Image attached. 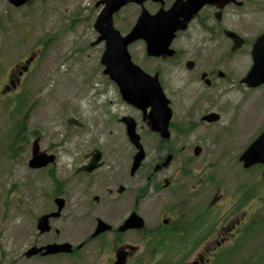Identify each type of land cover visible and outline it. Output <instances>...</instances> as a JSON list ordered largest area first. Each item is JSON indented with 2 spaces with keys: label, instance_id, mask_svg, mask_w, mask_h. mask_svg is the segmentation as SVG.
Masks as SVG:
<instances>
[{
  "label": "rangeland",
  "instance_id": "obj_1",
  "mask_svg": "<svg viewBox=\"0 0 264 264\" xmlns=\"http://www.w3.org/2000/svg\"><path fill=\"white\" fill-rule=\"evenodd\" d=\"M97 1L31 0L13 7L0 0V264H73L67 257L55 262L24 261L20 254L37 242H81L91 234L96 217L106 218L117 209L114 204L108 209L92 204V194L101 196L98 191H116L119 185L135 191V196L145 191L139 204L148 219L176 204L210 205L216 196V231L243 217L232 238L218 249L227 252L226 264H249L260 255L264 262L262 166L244 169L238 160L264 128V85L248 88L240 83L251 66L250 46L229 57L222 36L207 42L199 59L206 69L215 70L211 86L195 70L188 71L183 64L147 61L141 46L133 47L132 61L148 74L161 72L159 81L170 101L171 122L195 125L180 136L171 130L169 142L162 145L150 130L148 118L126 103L117 85L103 73L104 44H95L93 29ZM260 9L257 12L255 4L237 22L247 39L264 31V2ZM128 24L125 7L118 14L116 28L125 32ZM29 57L33 61L20 76V84L5 89L9 75L21 70ZM18 98L28 115L21 140L14 141L11 127L20 116L14 111ZM203 112L217 113L220 118L204 123L200 120ZM124 116L136 122L145 151L142 166L133 176L129 171L136 149L126 135ZM69 118L78 123L68 125ZM36 138L40 150L55 159L32 169L28 160ZM11 142H15L12 151ZM195 145L201 148L198 157L193 155ZM164 146L172 147L177 156L156 174V180H150L155 159L167 153ZM95 149L101 153V165L90 173H76ZM186 151L192 158L184 161ZM163 178L173 179L170 188L156 187L163 184ZM55 191L66 201L60 217L51 220L52 229L59 233L38 235L36 219L54 208ZM127 202L124 195L119 203Z\"/></svg>",
  "mask_w": 264,
  "mask_h": 264
},
{
  "label": "flooded vegetation",
  "instance_id": "obj_2",
  "mask_svg": "<svg viewBox=\"0 0 264 264\" xmlns=\"http://www.w3.org/2000/svg\"><path fill=\"white\" fill-rule=\"evenodd\" d=\"M99 1L102 0H98L95 3L97 14L94 17L93 22V29L97 33V37L100 34L94 28V23L100 10L103 7L102 3L97 5ZM263 2L264 0H127V3L124 6H122L117 12L112 14L111 20L113 27L119 31V29L116 28V19L119 12L125 7H128V29L125 32L119 31L121 35H126L135 27L143 10H145L149 15H154L160 10L166 13L173 10V12L170 13L173 19L170 25L172 24V26L175 27V30L168 46V49H170L172 53L149 55L147 53V44L145 40L141 38L131 42L128 45L127 49L130 55V59L132 61L131 56L133 47L139 45L141 46L143 53L145 54L144 58L147 61H154L159 64L171 65H175L177 63V66L183 64L188 71L195 70L198 78L207 86H211L214 81L215 70L206 69L207 66L205 67V62L203 61V59H199L201 50L203 51L208 47L207 42L213 43L214 38L217 37V35L219 37L222 36L227 45L229 57L230 55L240 51L242 48L250 46L249 54L252 66V45L256 38L263 34L264 31L255 34L252 39H247L246 37L242 36V33L240 32V24L237 22H241L240 17L246 15L247 10H252V7L255 4L258 5L259 11L257 12H262L260 7H263ZM226 32L233 33L234 35H236V37H238V39L241 40L240 46L235 48V50H233V46L235 44L234 39L228 36ZM96 40L95 44L103 43L105 48V43L103 41L96 42ZM196 45L198 46V48H196ZM201 47L203 49H201ZM130 48L131 52L129 50ZM28 59L24 61V65L20 66L21 70L17 71L16 74L12 73L9 75V84L5 85V87H9L10 89L12 87L11 82L14 84V87H17L20 84V76L23 74V72H26L28 70L29 64L33 61V57L29 64L26 63ZM132 62L138 65L134 61ZM188 63L191 64L190 67L187 66ZM23 67H26L27 69L23 70ZM160 73L161 72L157 70L150 75H157L159 81ZM217 74L219 77L223 76V73L221 71H218ZM208 113L213 112H203L200 116V120L207 124L213 123L202 120V117ZM143 117H147V114L145 116L143 115ZM186 122L187 123L183 125L173 124L170 120L168 127L170 136L167 139L161 138L158 133L152 131L151 129L150 130L158 135L159 141H161V144L164 145L167 144L171 138V130H174V133L177 136L193 130V128L195 127L194 123L192 124V121ZM163 148L167 153L165 155L160 154L155 159V162L151 168L152 171L149 173L150 180H156V174L168 167L171 161L177 156V153L173 151L172 147L164 146ZM182 151H184V149H182ZM167 155H171L170 162L166 166H162L156 169L157 165H161L164 162ZM190 158L192 157H190L188 151L184 152V156L182 157V159L184 161H187ZM142 162L138 169L141 168ZM82 173L90 172L83 171ZM172 184L173 179L163 178V184L157 183L156 187L161 186L163 189H168ZM120 186H122L123 189L121 191H118ZM98 192H102V195L99 196L97 194H92V204H102V206L106 209L114 204L115 206H117V209L111 211V213L108 214L106 218L96 217L94 225L92 226L93 230L89 236L85 237V239L75 245L70 242L55 241L34 243L30 246H27L21 252V260H47L48 262H55L54 259L67 257V259L72 260L73 264H226L228 256L227 252L225 250L219 251L218 249L222 246V244L232 238V236L235 234L234 231H236V226L240 225L241 219H243V217H239L235 220L236 224L231 221L228 227L224 228L222 231H216L214 226L215 214L213 211V204L217 198L216 196L214 197L210 205L208 204L206 206H200L196 204L189 205L185 203L176 204L170 206L168 209L158 210L153 219H148L144 214V210H141L142 206L139 204V198L144 195L145 191L140 195L135 196V191H125V187L123 185H119L116 191H112V189H109L108 191ZM59 193V191H55L53 194L54 208L41 215L56 212V198L63 199V206L58 216L49 218L48 225L50 228L46 232L41 233L37 228V221L41 215L36 219L35 228L38 235H47L52 230L56 235L59 233L58 229H52L51 225V220L60 217L61 212L66 204L65 198L62 197ZM124 195H127L128 199V202L125 205L119 203L124 199ZM132 214H136L142 219V227L124 228L126 220ZM99 220H102L110 228L94 235ZM18 230L19 227L17 226L15 232H17ZM53 243H68L71 246V251L43 254L42 250L36 254L30 256L27 255L28 250L33 247H44L48 244Z\"/></svg>",
  "mask_w": 264,
  "mask_h": 264
},
{
  "label": "water",
  "instance_id": "obj_3",
  "mask_svg": "<svg viewBox=\"0 0 264 264\" xmlns=\"http://www.w3.org/2000/svg\"><path fill=\"white\" fill-rule=\"evenodd\" d=\"M14 7L25 5L31 0H7ZM103 4L95 23L94 28L99 32L96 42L103 41L105 43L104 51L101 55L100 62L103 65V73L113 81L118 89L121 98L128 104L142 111L143 115L147 114L150 129L160 135L161 138L167 139L170 136L168 127L172 117V111L169 107V100L166 98L162 87L158 81L157 75H150L142 70L138 65L134 64L128 52V45L137 40L144 39L147 44V53L149 55H159L160 53L171 54L168 49L170 41L173 37L175 27L170 25L173 21L170 12L159 11L154 15H149L145 10L142 11L135 27L126 35H121L112 25V14L117 12L127 3V0H102L97 3ZM226 34L234 39L233 50L240 46L241 40L233 33ZM238 41V42H236ZM251 55L253 64L241 79L248 88H256L264 84V33L256 38L252 45ZM32 60L30 57L26 63ZM191 66L190 63L187 64ZM23 67V70H26ZM12 88L14 84L11 82ZM9 90V87H5ZM149 109V110H148ZM148 110V111H147ZM219 115L216 113H208L202 117L207 122L217 121ZM121 121L125 124L126 135L129 142L135 147L136 152L132 157V164L129 173L133 175L139 168L145 157L144 149L140 142V136L136 132V122L129 116H124ZM68 125L77 124L73 119H67ZM193 154H200V147L195 146ZM90 160L87 164L81 166L76 172H91L101 165V153L95 149L90 153ZM171 155H167L161 165L157 168L166 166L170 162ZM54 155L46 154L40 150L38 139L33 140L31 144V158L28 160V166L32 169H38L54 162ZM239 161L243 168H250L255 165H262L261 175L264 177V128L258 136L244 149L239 156ZM123 189L119 187L118 191ZM55 203L57 210L51 214H44L38 218L37 228L43 233L49 230L48 220L50 217L58 216L62 206L63 199L56 198ZM143 226L142 219L132 214L125 222L124 228H140ZM110 227L102 220L98 221L94 235L109 229ZM43 250V254H52L58 252H70L71 246L68 243H53L44 247H33L28 250L27 255H33Z\"/></svg>",
  "mask_w": 264,
  "mask_h": 264
},
{
  "label": "trees",
  "instance_id": "obj_4",
  "mask_svg": "<svg viewBox=\"0 0 264 264\" xmlns=\"http://www.w3.org/2000/svg\"><path fill=\"white\" fill-rule=\"evenodd\" d=\"M17 105L14 107V111L20 116L18 119L15 120V122L13 123L12 127H11V130H12V133L14 134L12 139L14 141H18V140H21L22 138V134L25 130V127H24V123L25 121L27 120V115L28 113L27 112H22V109H21V106H20V99L18 98L17 100ZM23 106V105H22ZM183 133V132H182ZM13 145L15 146V142H11V144L9 145V150L12 151V147ZM252 224H250L248 227H247V230L248 228L251 226ZM237 245V244H236ZM261 256L263 255H260L258 256V259H253V260H250V263L249 264H264L263 262V258H261Z\"/></svg>",
  "mask_w": 264,
  "mask_h": 264
},
{
  "label": "bare ground",
  "instance_id": "obj_5",
  "mask_svg": "<svg viewBox=\"0 0 264 264\" xmlns=\"http://www.w3.org/2000/svg\"><path fill=\"white\" fill-rule=\"evenodd\" d=\"M255 114H256V113H255ZM11 218H13V216H11ZM11 218H10V219H11Z\"/></svg>",
  "mask_w": 264,
  "mask_h": 264
}]
</instances>
